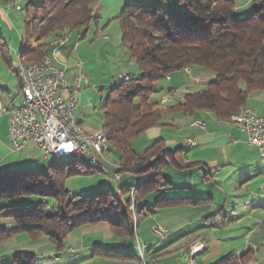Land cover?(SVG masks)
I'll use <instances>...</instances> for the list:
<instances>
[{
    "label": "trees",
    "instance_id": "trees-1",
    "mask_svg": "<svg viewBox=\"0 0 264 264\" xmlns=\"http://www.w3.org/2000/svg\"><path fill=\"white\" fill-rule=\"evenodd\" d=\"M99 1L42 0L40 5L32 1L27 3V37L20 62L26 65L41 62L56 48L55 42L87 28L95 19L94 8ZM252 3V15L240 20L234 18V0H178L177 11L168 4L125 6L117 17L123 46L144 76L134 81L128 75L129 80H120L121 83L110 91L101 105L103 132L98 134L106 136L109 145L106 154L114 155L122 163L121 166L138 162L143 167L129 171L120 164L112 166L110 162L103 161L117 169L115 175L122 178L123 172H130L147 176L139 177L138 187L120 189L117 195L102 192L70 200L66 181L83 173H95L101 162L92 166L83 158L63 159L72 163H59V159H53L56 163L49 166L47 173H34L26 168L0 171V206L2 211L7 210L3 215L6 213L14 219L11 232H1L0 242L16 234H28L33 239L47 236L50 242L63 249L66 238L74 230L103 222L109 223L120 238H133L134 219L136 221L137 217L139 220V216L149 212L146 206L138 212L137 193L142 195L147 191L167 190L171 185L162 173L164 159L152 161L154 163L144 162L163 151V140L155 141L142 154L133 149L132 141L148 129L160 125L174 111H182L185 115L203 111L214 114L218 120L234 119L237 111L247 106L254 94L264 91V0H252ZM1 39L0 52L3 53L7 47ZM185 68L210 70L216 77L203 90L185 93L184 96L180 94L181 97L175 100L170 98L173 101L170 104H161L164 97L152 98L158 82L184 72ZM173 90L168 91L166 96ZM181 152L183 150L178 149L163 156L168 157V163L178 170L204 165L187 163L184 157L177 155ZM85 168L88 170L85 171ZM111 179L120 181L116 176ZM135 191L136 198L132 196ZM50 197L57 199L58 210L49 208L47 200ZM21 198H26L28 204L10 205L12 200ZM162 201L167 206L190 202L203 204L209 200ZM160 205L159 201L156 207ZM10 209L15 213L9 214ZM96 251L120 255L125 259L134 257L114 250L97 248ZM253 255V252L245 251L217 264H250ZM35 263V255L19 253L13 264Z\"/></svg>",
    "mask_w": 264,
    "mask_h": 264
},
{
    "label": "crops",
    "instance_id": "crops-1",
    "mask_svg": "<svg viewBox=\"0 0 264 264\" xmlns=\"http://www.w3.org/2000/svg\"><path fill=\"white\" fill-rule=\"evenodd\" d=\"M15 1L20 4V0ZM27 1L29 3L31 0ZM133 1L134 0H100L94 8L96 29H92L91 26L88 27L86 30L87 35L85 36H88L90 30H94L95 37H103L108 41L110 37L101 30V28H103L102 26H105V23H110L112 18L116 19L125 6L138 4L133 3ZM100 9L102 10L100 11ZM22 10L23 8L18 12L8 7L6 0H0V37L2 38L1 42L3 45L7 47L5 50L6 52H1L0 55V101L8 110L21 107L23 103L21 81L17 73V67L22 58L21 51L24 48L27 37L26 21H23L21 17ZM12 11L15 13L16 18L22 22L24 36L18 31L16 22L12 19ZM5 32L8 34L9 39H7L8 36ZM98 33H100L101 36H98ZM71 36L72 35H70L68 43L63 46H57L51 51L54 64L65 71V73L69 74L68 77L70 78L73 72L72 63L70 62L71 59L77 58L82 60L80 56L83 55L81 52L83 50L82 44L79 43L78 40H74ZM123 53L125 54V52ZM125 56L128 57V54H125ZM74 64H76V62ZM166 81L170 84V90L177 89L184 91L183 88L192 85L190 84L192 79L189 75L185 74V72H179L168 76ZM198 91L200 90H196L193 93ZM185 93L189 94V92ZM261 94L262 96L264 95L263 93ZM181 95L184 96L185 94ZM256 95L258 94L254 96ZM165 96L166 95L157 97L162 98ZM87 97V93L82 91L80 105L76 111L78 122L83 129L91 134L103 132L99 131L101 127H99V129L89 124L86 129L82 125L83 119L77 112L81 109L80 107L83 106V104L87 103ZM194 122L207 124L205 128H196L193 126ZM9 123L10 115L2 113L0 110V168L19 170L37 163L40 166V170H42L43 166H41V163L44 160L41 157L39 149L35 145L31 144L27 149L21 152H14L10 148ZM190 138L196 140L195 145H190L188 143ZM159 139L163 140L164 149L151 157L148 163L152 161L155 162L157 159L162 161V154L167 152L172 153L178 149H182L183 153L181 152L177 155L182 158L184 157L187 163H199L204 165L178 170L168 163V157L164 155L165 167L162 173L165 179L170 183V189L172 191L168 193L158 192L157 197L161 196L162 200L206 199L211 200V203L194 204L190 202L152 208V212L150 213L153 217L150 218H152V221L156 220V223L152 225L151 229L157 225H163L168 227L169 233L164 240L157 239L158 237L155 235L156 241L154 244L147 242V240L143 242L140 241L141 245L146 250V260L149 264H178L177 258L181 254H184L186 258L189 257L190 264H216L219 261L211 263L212 256L215 254L209 255L207 253L209 250V244L206 242L207 231L199 228L205 215L200 216L199 212H197L198 208L210 209V205L214 204L212 203V199H214V189L225 196L226 206L230 207V202L233 203L232 208H238L242 205L236 201H229L230 196H238L240 192H244L248 195L245 200V206L249 205L251 210L249 212L245 211L243 216L251 221L249 224L251 226L249 227L247 225L249 230L246 231L245 236L252 235V238L254 235L255 240L258 241V236L264 235V229L258 232V225L264 224V161L262 160V153L258 148L249 147L247 145V137L239 130L232 127L231 120H218L214 114L203 111H199L193 115H185L182 111H174L168 114L160 125L148 129L138 138L134 139L132 141V147L139 154L146 153L152 144ZM40 157L42 160H38ZM114 159H116L114 161H117L115 156ZM113 164L114 163H111L110 165L113 166ZM121 176L122 178L120 181L124 178L139 180V177L134 174H126L124 176L121 174ZM228 193H230V195H228ZM238 198L242 199L243 197L238 196ZM218 203L219 204L215 207L220 208L223 206L221 202ZM145 206L149 210L152 204L150 203V206L145 204ZM183 211L187 212L188 216L183 215ZM234 212L232 214L236 215V212ZM100 225L101 224L91 226L89 229H95L96 227H100ZM194 225H199V227H193ZM135 237H137V235ZM135 237H133L134 240ZM196 240H198V242L202 240V242L191 247L192 242ZM75 243L78 248H73V252L68 249L67 252L71 255L79 253V256L74 258V262L66 264H142L138 256L139 250L137 249V241H131V243L126 241L122 244L103 242L100 245L93 246L86 243L84 239L78 238L75 240ZM195 247L198 249L199 253L193 254L192 251ZM97 248L101 250H114L115 252L129 254L134 257L125 259L120 257V255L101 254L96 251ZM129 248L133 249L134 254L125 250ZM24 253L30 252L25 251ZM204 254V257H199ZM52 259L56 262L61 261L60 256L56 254L52 255ZM194 260H196L197 263H195ZM263 262L264 260L261 263ZM261 263L258 262V264Z\"/></svg>",
    "mask_w": 264,
    "mask_h": 264
},
{
    "label": "rangeland",
    "instance_id": "rangeland-1",
    "mask_svg": "<svg viewBox=\"0 0 264 264\" xmlns=\"http://www.w3.org/2000/svg\"><path fill=\"white\" fill-rule=\"evenodd\" d=\"M31 1L38 5L42 3V0H31ZM14 2L16 5H19L21 6V8H23L21 12V17L23 21L24 20L26 21L27 19L26 7L28 1L20 0L19 3L21 5L18 4V2L16 1ZM234 2L236 5V10L234 12L235 19L240 20L252 15L253 7H254L252 0H234ZM133 3H138L140 5L145 4L152 7L157 5L164 6L168 4L175 11H177L176 9H179L178 0H134ZM101 10L102 9H100V11ZM11 15L13 21L16 22L18 31L21 33L22 36H24V29L22 26V22H20V20L16 18V15L15 13H13V11ZM90 26L92 29L94 30L96 29V18L91 22V24L88 27ZM88 27L80 31H77L76 33L71 34L72 35L71 37L74 38V40H78V42L82 44V48H83V50L81 51L83 55L80 56L82 60L77 58L75 59L72 58L70 61L72 63L71 65L73 69L71 75L73 76L74 74L78 73L80 69H83L85 71L86 78H88L90 81L89 83H85L82 88V91L87 93L88 95L87 103L83 104V106L80 107L81 109H79V111L77 112L78 115L83 119L82 125L86 129L88 128L89 124L92 127H98V128L101 127V130L99 131H102L103 111L101 105L105 102L110 91L121 83L120 81L121 79H119L120 77L118 75L121 72L125 71L129 74L132 80L136 81L144 76V72L138 67L137 62L131 59L130 53L123 46L122 31L117 18L116 19L112 18L110 23H105V26H102L103 28H101V30L105 32L104 34L110 37L108 41L105 40L103 37L101 38L95 37L94 30H90L88 36L86 37L85 35H87L86 30L88 29ZM6 35L8 36L7 33ZM7 39H9V36ZM123 52H125L126 55L128 54V57H126ZM50 57L53 58L51 56V53H50ZM75 62L76 64H74ZM79 63L83 64L82 68H78V67L76 68L77 64ZM190 70L192 71V75L189 77L192 79V82L195 83L191 82L190 83L192 84L191 86H187V88H183L185 92L193 93L196 90H203L205 89L207 84L213 81L216 77V74L210 70L198 69L197 72L193 68L192 69L190 68ZM67 76H69V74H67ZM169 90H170V84L166 81L165 78L157 83L152 98L155 99L157 96L161 97L163 95H166L168 94ZM261 93L264 94V91L257 92L256 94L258 95L252 96L248 101L249 105L248 104L246 105L250 108H254V110L257 112L258 115L264 116V95L262 96ZM175 99L173 98V100ZM170 102L172 103L173 101ZM0 109H1V105H0ZM229 120H231L232 123L233 119H231V117ZM195 123L198 122H194V124ZM194 124L193 126L197 128V126ZM228 124L230 125L229 122ZM106 158H107V162L120 164V166L122 165L121 162L114 161L116 159H114V155L112 154L111 155L106 154ZM162 158L164 159L163 154H162ZM53 159L54 158L51 157L49 161H42L41 163L42 164L41 166H43L42 170H40V166L37 163L36 164L34 163L31 166H26L27 167L26 169L32 170L34 171V173H47V171L49 170V166L56 163V161ZM38 160H42L41 157ZM85 160L87 159L85 158ZM148 161L149 159H146L144 162L147 164ZM58 162L72 163L73 161L60 160ZM135 166L139 167L141 165L138 162H136L130 166H127L126 169L130 171ZM121 167L124 168L125 166L123 165ZM5 170L9 171L12 169L9 168L7 170L5 168H0V171H5ZM87 170L88 169L85 168V171ZM115 170L117 169L107 164L101 163V165L98 167V170L95 173L92 174L83 173L71 177L66 181V188L70 192L69 194L70 200H72L75 197L83 199L85 197H91L100 194L102 192L104 193L110 192L112 195H117L120 189L130 186H135V187L139 186L138 179L130 180L124 178L122 181H117V182L112 181L111 177L115 176ZM126 174H134L140 178L147 176L146 174L139 175L130 172H123L122 175L124 176ZM170 191L172 190L169 187V189L167 190L157 189L153 191H147L142 195L137 193V198L139 197L138 212L141 210V208L145 207V204L147 206H150L151 203L152 206L151 208H149L148 210L149 212L146 213L144 212V215L139 216V220H137V217H136V221L134 219V222L136 224L135 225L136 227L134 229V237L137 235V237H135V240L134 238L133 239L120 238L115 232H113L111 225L107 222L100 223L101 224L100 227H96L95 229H89L91 226L77 228L66 238L63 249H60L55 244L50 242L47 236H42L33 239L28 234H16L0 242V264H13L15 261V256L19 253H24L25 251L30 253L32 251V254H34L36 257L35 264H66L69 262H74V258L78 257L79 253L71 255L67 252V250L69 249V251L73 252L74 250L73 248L76 249L78 248L76 247L77 245L75 243V240L78 238L84 239L86 243H89L90 245L93 246L100 245L103 242H109L112 244L115 243L122 244L123 242L126 241H128L129 243H131V241L132 242L137 241V243L141 244V242H143L144 240H147V242H151L154 244L156 241V237L153 232V229L158 225L151 229L152 225L156 223V220L154 219L155 221H152V218L150 217H153V215L150 212H152V208L154 207L156 208V205L159 201L161 202L160 206L166 205V202L162 201L161 196L157 197L158 192L168 193ZM230 193H228V195H230ZM213 194H214V199H212L213 200L212 203L214 204L213 205L209 204L211 208L210 209L198 208L197 210L200 216L205 215V218L202 220L201 226L200 227L199 225L193 226V227H199L200 229L207 231L206 242L209 244V250L207 251V253L209 255L215 254L214 256H212L211 263H214L218 260H219L218 262H220L231 255H241L245 251L254 253V255L250 259V264H258V262L261 263L264 260V235L258 236L259 237L257 239L258 241L255 240L254 235L252 238H251L252 235H249L247 237L245 236L246 231H248L249 227L251 226L249 225L251 221L243 216V213L245 211L249 212L251 210V207L249 205L245 206L246 204L245 200L248 197V195H246L244 192H240L238 196L240 197L242 196L243 197L242 199L241 198L239 199L238 196L235 197L230 196L229 201H236L237 203H240L242 205L239 206L238 208H232L233 203L230 202V207L226 206L225 196L220 194L217 190L214 189ZM127 198L130 199V194L127 195ZM135 198H136V191H135ZM132 201L134 202V200ZM27 202L28 201L26 198H21L18 200H12L9 203L12 206H16V205L28 204ZM47 202L51 210L54 211L58 210L59 203L57 199L50 197L48 198ZM218 202H221L223 206L220 208L215 207L216 205L219 204ZM208 203H211V200H209ZM131 210L134 212V207H132ZM234 210L236 212V215L232 214ZM1 211H2V207L0 206V234L3 231L10 233L11 232L10 230H12V228L14 227V219L11 216H8L6 213H4L3 215V212H6L7 210L2 211V213ZM8 211L9 214L15 213V210L13 209H10ZM182 214L188 216V213L185 211H183ZM262 229H264V224H259L258 232H261ZM199 241L202 242V240ZM200 242H198V240L192 242L191 247H193L194 245H198ZM125 250H128L130 251V253L134 254L132 248ZM54 254L60 256L61 258L60 262H56L52 259V255ZM205 254L199 257L202 258L205 256ZM144 257H146L145 249H144ZM177 261L178 264L180 263L190 264L189 257L186 258L184 254H181L177 258ZM194 262L197 263L196 260H194ZM169 264H173V263H169ZM261 264H264V262Z\"/></svg>",
    "mask_w": 264,
    "mask_h": 264
},
{
    "label": "built area",
    "instance_id": "built-area-1",
    "mask_svg": "<svg viewBox=\"0 0 264 264\" xmlns=\"http://www.w3.org/2000/svg\"><path fill=\"white\" fill-rule=\"evenodd\" d=\"M15 0H7L8 7L19 12V5ZM98 36H101L98 33ZM70 35H65V41L55 42L57 46H63L69 42ZM82 68L83 64H77ZM188 75L192 74L190 69H184ZM128 75L125 72L118 76ZM22 86L23 114H16L13 110L0 109L2 113L10 115L9 123V143L14 152H21L31 144L35 145L44 161L50 160L53 156L79 154L88 161L99 163L98 158H94V151L104 149L93 147L94 136L84 131V134H76L70 130V123L77 121L76 111L80 105V96L85 83H89L85 71H80L69 78L65 71L54 64L50 55H46L37 64H30V71L27 76L19 77ZM87 85V84H86ZM180 94H185L180 90H173L172 93L162 98L161 102L170 104V98H179ZM198 128H205L206 124L198 122ZM232 127L239 130L247 137V145L256 147L262 153L264 161V116H260L250 108L239 120L232 122ZM190 145H195L196 140L190 138ZM126 168V166H125ZM143 167H133L132 169H142ZM118 179V174L116 175ZM168 228L159 225L153 229L154 234L160 239H166ZM128 245V244H126ZM137 248L145 249L140 243ZM142 264H149L146 257H142Z\"/></svg>",
    "mask_w": 264,
    "mask_h": 264
},
{
    "label": "bare ground",
    "instance_id": "bare-ground-1",
    "mask_svg": "<svg viewBox=\"0 0 264 264\" xmlns=\"http://www.w3.org/2000/svg\"><path fill=\"white\" fill-rule=\"evenodd\" d=\"M20 8V7H19ZM62 41H65V38L62 39ZM27 71H30V65H26L25 63H22V61L19 63L18 67H17V73L19 75V77L21 76H27ZM121 80H129L128 75L120 77ZM179 97H181V95H179ZM173 99V98H171ZM175 99V98H174ZM162 105H165L166 102H161ZM0 105H1V109H7L0 101ZM250 109V107L248 106H242L237 113L234 116L233 120H239L240 117L244 116L247 113V110ZM14 113L16 114H23V103L21 107L15 108L14 109ZM197 124V123H196ZM70 130H74L76 132V134H84V129L80 126L78 120L74 121L73 123H70ZM101 144L104 146V149H98V151H94V158H98L99 163H94V162H88L90 165L92 166H97L100 164V162L102 163L103 161L107 162V158H106V153L108 152L107 149L109 147L108 145V141L106 136L101 133L98 134V136H94L93 139V147H101ZM52 158L54 159H59V160H70V159H85L84 156H81L79 154H72V155H62V156H53ZM82 160V159H81ZM112 163V162H111ZM108 164V163H107ZM119 165V164H118ZM137 167V166H135ZM141 167V166H139ZM119 169V168H118ZM120 174V173H119ZM121 177L118 176V179H120ZM135 195V192L132 193V196ZM134 198V197H133ZM169 233V231H168ZM168 236V235H167ZM139 257L142 261V257H144V249H139ZM193 254L199 253L198 249L195 247L194 250L192 251Z\"/></svg>",
    "mask_w": 264,
    "mask_h": 264
}]
</instances>
